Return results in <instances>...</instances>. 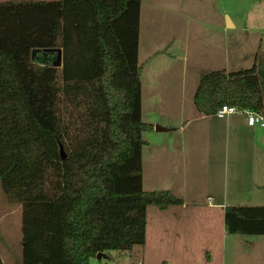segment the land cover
Segmentation results:
<instances>
[{
    "label": "trees",
    "instance_id": "16d2710c",
    "mask_svg": "<svg viewBox=\"0 0 264 264\" xmlns=\"http://www.w3.org/2000/svg\"><path fill=\"white\" fill-rule=\"evenodd\" d=\"M141 4L0 2V191L22 206L19 264L131 251L146 243L149 206L183 204L143 188V134L154 126L142 120ZM35 50L60 51L62 67L35 64ZM195 105L206 116L223 105L264 112V57L202 76ZM225 226L264 236V207H227Z\"/></svg>",
    "mask_w": 264,
    "mask_h": 264
},
{
    "label": "crops",
    "instance_id": "0c3cea01",
    "mask_svg": "<svg viewBox=\"0 0 264 264\" xmlns=\"http://www.w3.org/2000/svg\"><path fill=\"white\" fill-rule=\"evenodd\" d=\"M155 2L142 0L139 59L142 14ZM174 9L179 10L177 6ZM155 48L143 61V71L164 55L172 62L180 60L168 48ZM57 52L42 51L38 55L50 63L47 54ZM196 67V63L183 58L181 92L166 105L171 117L166 122L148 123L154 129L143 134L150 137L144 140L142 151L144 189L148 182L155 186L149 192L170 191L183 204L164 209L148 207L146 243L126 251L136 264H238V255H264V251L253 250L250 242L254 237L230 235L225 226L227 207H264V128L248 126L243 114L219 119L200 113L195 105L197 88L187 97L182 91L184 82L193 80L189 72ZM158 177L167 180L159 184L167 185L157 186L154 181ZM18 222L22 228L21 220ZM111 252L104 254L108 258ZM106 259L92 260L103 263Z\"/></svg>",
    "mask_w": 264,
    "mask_h": 264
},
{
    "label": "rangeland",
    "instance_id": "374dc122",
    "mask_svg": "<svg viewBox=\"0 0 264 264\" xmlns=\"http://www.w3.org/2000/svg\"><path fill=\"white\" fill-rule=\"evenodd\" d=\"M7 1L19 0H0V2ZM155 1L147 13L142 14L139 64L142 66L143 61L155 47V50L157 48L167 50L170 46L169 53L177 55L180 60L172 62L169 56L164 55L156 62L145 66L142 75V120L144 123L155 120L166 122L171 117L167 113L166 105L173 100V96L181 92V84L184 80L183 58L198 65L196 69L189 72L193 80L190 82L187 80V84L185 82L183 84L182 91L184 90V95L187 97L198 88L201 75L215 71L229 74L248 70L255 65L257 57L264 55V1ZM174 6H177L179 10L174 9ZM228 19L233 22V28L229 27L232 25L230 21L228 24ZM47 55V58L51 59L50 63L45 56L38 54L33 58L34 63L39 65L49 63L53 66L52 62L55 61V67H62L61 52ZM143 139L148 141L150 137L145 134ZM154 182L157 186L167 185L159 184L167 182L161 177L156 178ZM153 187L155 186L146 182L144 191L149 192ZM20 220L22 222V206L11 202L0 191V254L5 264H18L19 260L22 261L23 235L22 228L19 227ZM250 237L255 238L254 242L250 240V243L255 246L253 250L258 253L264 251V237ZM103 261L106 264H136L135 261L133 263L130 252L112 251ZM92 263L100 264L98 260H92ZM238 264H264V255H238Z\"/></svg>",
    "mask_w": 264,
    "mask_h": 264
},
{
    "label": "built area",
    "instance_id": "2783aa9c",
    "mask_svg": "<svg viewBox=\"0 0 264 264\" xmlns=\"http://www.w3.org/2000/svg\"><path fill=\"white\" fill-rule=\"evenodd\" d=\"M243 114L247 118L248 126L264 128V112H256L250 109H240L237 106L223 105L215 114L219 119L230 115ZM103 264V263H100Z\"/></svg>",
    "mask_w": 264,
    "mask_h": 264
},
{
    "label": "water",
    "instance_id": "95a60500",
    "mask_svg": "<svg viewBox=\"0 0 264 264\" xmlns=\"http://www.w3.org/2000/svg\"><path fill=\"white\" fill-rule=\"evenodd\" d=\"M41 52H42V50H35V51L33 52V58L36 56V54H39V53H41ZM61 56H62V55H61ZM156 129L158 130L159 128L156 127ZM61 153H62V158L65 159V158H66V155H65V153L63 152V150L61 151ZM96 258H97L98 260H102V259H106L107 257H106V255H105L104 253H100V254L97 255Z\"/></svg>",
    "mask_w": 264,
    "mask_h": 264
}]
</instances>
